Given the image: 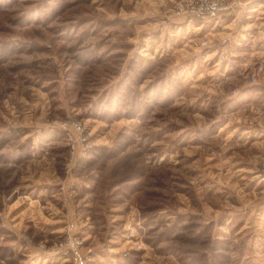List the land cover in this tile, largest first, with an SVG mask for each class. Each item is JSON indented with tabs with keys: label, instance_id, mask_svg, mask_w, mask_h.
Here are the masks:
<instances>
[{
	"label": "rangeland",
	"instance_id": "rangeland-1",
	"mask_svg": "<svg viewBox=\"0 0 264 264\" xmlns=\"http://www.w3.org/2000/svg\"><path fill=\"white\" fill-rule=\"evenodd\" d=\"M263 19L0 0V264H264Z\"/></svg>",
	"mask_w": 264,
	"mask_h": 264
},
{
	"label": "trees",
	"instance_id": "trees-1",
	"mask_svg": "<svg viewBox=\"0 0 264 264\" xmlns=\"http://www.w3.org/2000/svg\"><path fill=\"white\" fill-rule=\"evenodd\" d=\"M92 70L90 69V72H91ZM97 70H95V72H96ZM86 75H87V72L81 77V80L83 81V80H85V78H86ZM120 86H123V83H120L119 84V87ZM260 89V87H256V88H254V87H250V88H248L246 91H242L241 93H239V94H237V95H235V96H232L231 98H229L228 99V101H229V103L232 105H236V104H240L242 101H244V100H248L249 99V94H250V92H251V90L252 91H258ZM176 90H178V89H176V88H174V89H172V91H171V93H174ZM256 101V100H255ZM257 101H259L258 103H260V102H263V103H260L263 107H264V98H259ZM256 101V102H257Z\"/></svg>",
	"mask_w": 264,
	"mask_h": 264
},
{
	"label": "built area",
	"instance_id": "built-area-1",
	"mask_svg": "<svg viewBox=\"0 0 264 264\" xmlns=\"http://www.w3.org/2000/svg\"><path fill=\"white\" fill-rule=\"evenodd\" d=\"M207 7H208V9H211V10H213L214 8H215V6L214 5H212L211 7L207 4ZM251 78H254V74H252L251 75ZM76 126V125H75ZM70 138H71V135L69 136Z\"/></svg>",
	"mask_w": 264,
	"mask_h": 264
},
{
	"label": "crops",
	"instance_id": "crops-1",
	"mask_svg": "<svg viewBox=\"0 0 264 264\" xmlns=\"http://www.w3.org/2000/svg\"><path fill=\"white\" fill-rule=\"evenodd\" d=\"M264 20V19H263ZM264 23V22H263ZM244 106V105H243Z\"/></svg>",
	"mask_w": 264,
	"mask_h": 264
}]
</instances>
